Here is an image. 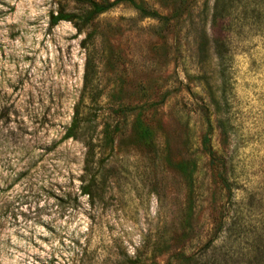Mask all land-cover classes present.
<instances>
[{
	"label": "rangeland",
	"instance_id": "374dc122",
	"mask_svg": "<svg viewBox=\"0 0 264 264\" xmlns=\"http://www.w3.org/2000/svg\"><path fill=\"white\" fill-rule=\"evenodd\" d=\"M135 1L168 24L119 4L79 34L51 26L72 4L0 0V264H178L223 209L257 234L235 249H264V16L254 25L241 4L221 66L216 0Z\"/></svg>",
	"mask_w": 264,
	"mask_h": 264
},
{
	"label": "trees",
	"instance_id": "16d2710c",
	"mask_svg": "<svg viewBox=\"0 0 264 264\" xmlns=\"http://www.w3.org/2000/svg\"><path fill=\"white\" fill-rule=\"evenodd\" d=\"M67 4L76 6L73 12H68L66 9L60 10L56 16L52 17L51 26H57L61 22L72 23L77 29L79 34L84 33L89 29L93 23L105 13H108L119 4H129L135 10L141 12L145 19L153 18L159 23L168 24V17H163L158 13H148L144 8L143 2H137L135 0H62ZM246 1V3L244 2ZM244 2L243 8L241 4ZM241 7L246 19L250 18L254 20V25H262V17L264 16V0H216L211 10V42L214 48V54L219 60L221 66L226 62V42L227 37H223L221 32H224L225 25L231 24L233 15ZM178 14L177 10L174 11V15ZM178 17V16H177ZM176 17V19H177ZM224 27V28H222ZM226 30V28H225ZM230 32V29H227ZM207 36V35H206ZM205 36V37H206ZM85 49L88 51V58L86 61V71L84 76L85 89L92 83L93 75L92 69L95 67L89 51L90 46H94V38L92 34L88 35L83 41ZM80 114L77 111L74 117L73 125L68 131L67 139H73L76 137L77 130L80 129ZM141 138L145 146H150L153 143V132L145 127L141 128ZM210 156L214 159L217 154L213 151H209ZM193 166V168H190ZM182 165L180 167V173L186 180L193 183L195 174V165ZM222 183L225 185V189L231 192V188L228 186V180L225 175L221 176ZM237 206V204H236ZM185 223L190 224L193 213L191 210L185 216ZM244 213L238 210L231 213L228 210L223 209L222 213L214 219V234L213 239L207 243L199 252L198 255H177L176 262L178 264H264V249L255 245V242H249L245 249H235V245H240L241 242L247 240L248 236L256 233L248 232L246 227ZM190 229V228H188ZM264 232V229L262 230ZM251 234V235H249ZM259 236L261 234H258ZM257 236V234H256ZM264 235L262 234L261 237ZM245 243V242H244ZM235 244V245H234ZM172 264V262L170 263Z\"/></svg>",
	"mask_w": 264,
	"mask_h": 264
}]
</instances>
